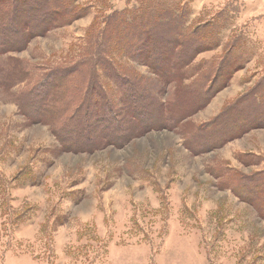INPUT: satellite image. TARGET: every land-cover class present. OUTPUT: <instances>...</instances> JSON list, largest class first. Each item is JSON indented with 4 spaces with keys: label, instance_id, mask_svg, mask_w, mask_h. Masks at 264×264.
I'll use <instances>...</instances> for the list:
<instances>
[{
    "label": "rangeland",
    "instance_id": "374dc122",
    "mask_svg": "<svg viewBox=\"0 0 264 264\" xmlns=\"http://www.w3.org/2000/svg\"><path fill=\"white\" fill-rule=\"evenodd\" d=\"M257 3L72 0L24 50L0 47V264H264ZM169 16L187 53L173 82L132 53L142 18ZM136 78L149 99L131 100L175 115L169 127L67 150L62 134L127 124L116 109Z\"/></svg>",
    "mask_w": 264,
    "mask_h": 264
},
{
    "label": "trees",
    "instance_id": "16d2710c",
    "mask_svg": "<svg viewBox=\"0 0 264 264\" xmlns=\"http://www.w3.org/2000/svg\"><path fill=\"white\" fill-rule=\"evenodd\" d=\"M71 5L72 0H0V37L2 38L0 47L11 48L12 51L24 50L33 37L45 35L52 27L57 26L59 21L62 24L68 17L72 16ZM165 14L167 13L165 12ZM169 18L167 22L162 20L161 23L159 21L153 22L152 19L149 20V17L142 18V24L137 27L139 33L135 47L138 49L132 51L137 60L141 61L153 74L165 82L175 81V69L187 65V53L180 55L175 52L177 47L183 46L185 43L182 39L183 35L177 33V24L174 22L177 20L172 19L171 16ZM162 25L164 29L159 30ZM171 30L172 34L169 32ZM137 82L140 83L137 84ZM136 92L142 94L145 100L149 99L146 96V89L137 78L125 85L119 103L123 102L124 106L116 109L119 112L128 110L127 115H125V122H127L125 126L121 121L120 124L122 125L118 124L120 126L114 127L116 131L111 130L109 133L93 131L97 133L96 137L93 138L97 142H94L93 139L86 141V138L91 135L90 131L85 135L77 133V136H69L68 139L62 134L61 138L65 143L73 142L76 145V147L70 145L67 150L92 152L102 145H117L115 144L117 142L127 144L128 141L150 131L168 128L175 115H169L167 110L163 111L162 108L158 107V116H155L157 112L154 108L140 109L144 106L138 105V98L134 102L130 98L136 97ZM146 105L154 107L157 104L150 101ZM125 131H128L127 136L119 137L117 132ZM69 135H73V132Z\"/></svg>",
    "mask_w": 264,
    "mask_h": 264
},
{
    "label": "crops",
    "instance_id": "0c3cea01",
    "mask_svg": "<svg viewBox=\"0 0 264 264\" xmlns=\"http://www.w3.org/2000/svg\"><path fill=\"white\" fill-rule=\"evenodd\" d=\"M258 2V3H257ZM246 3L248 5H255L256 3L259 5H264V0H246ZM262 12H264V10H262ZM264 14V13H263Z\"/></svg>",
    "mask_w": 264,
    "mask_h": 264
}]
</instances>
